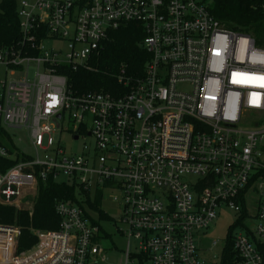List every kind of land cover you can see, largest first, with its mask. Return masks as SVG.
<instances>
[{"label": "built area", "instance_id": "2783aa9c", "mask_svg": "<svg viewBox=\"0 0 264 264\" xmlns=\"http://www.w3.org/2000/svg\"><path fill=\"white\" fill-rule=\"evenodd\" d=\"M17 15L18 39L0 47V130L22 131L30 152L0 142V204L34 200L40 181L63 177L119 207L122 264H222L225 242L206 259L197 235L223 207L238 224L251 216V191L256 225L232 235V252L235 264H264V47L206 0H19ZM128 22L144 33L142 71L123 64L113 89L74 88L66 70L89 67ZM64 132L82 139L78 154ZM54 208L58 228L33 230L20 252V227L0 224V264L106 259L102 221L70 202Z\"/></svg>", "mask_w": 264, "mask_h": 264}, {"label": "trees", "instance_id": "16d2710c", "mask_svg": "<svg viewBox=\"0 0 264 264\" xmlns=\"http://www.w3.org/2000/svg\"><path fill=\"white\" fill-rule=\"evenodd\" d=\"M211 14L226 28L250 35L255 43L264 47V0H206ZM18 1H0V47L14 43L19 37ZM144 33L139 24L128 22L111 32L103 48L89 63V67L76 72L66 70L68 82L81 90L113 89L116 85L114 74L123 64L130 71H142L148 58L140 47ZM6 140V139H5ZM8 142V140H6ZM1 143H5L0 138ZM14 163V162H11ZM77 195L83 196L79 201ZM102 190L96 189L91 198L90 192L68 180L40 181L33 200L31 211L13 205L0 204V224L20 227L17 239V252L29 249L36 242L33 230H53L58 228L59 216L55 212L56 201L77 204L83 209L87 206L98 216L94 223L106 221L108 215L102 208ZM232 227L225 240L222 264H235L232 252ZM104 237L109 234L101 230ZM140 261L142 260L139 256Z\"/></svg>", "mask_w": 264, "mask_h": 264}, {"label": "rangeland", "instance_id": "374dc122", "mask_svg": "<svg viewBox=\"0 0 264 264\" xmlns=\"http://www.w3.org/2000/svg\"><path fill=\"white\" fill-rule=\"evenodd\" d=\"M1 72L2 69L0 68V73ZM54 123L57 128H59L61 125L59 120L57 119L54 120ZM3 129L5 131L0 130V138H2L5 143L7 142L5 139H7L9 136V138H11L13 142H15L19 147L30 152V149L26 146L23 141L24 134L22 133V131L8 128L6 126H4ZM62 136V143L64 142L65 150H71L72 152L78 154L81 144L83 143L82 139L75 141L73 140L72 136H70L67 132H64ZM19 138H21L22 140L19 141ZM84 141H86L87 143H91L92 137H86ZM63 179V177H59L57 181H62ZM90 193V196L92 198L93 193ZM31 198L32 197L30 195L19 199L17 201L16 207L24 208L30 211L33 204V199ZM77 198L79 199V201L84 200L82 195H77ZM246 201L247 208L251 216H244L240 224H238V221L240 220V213H237L233 209L223 207L222 209L218 210V216L214 219L210 227L206 231L201 232L197 235L199 236L198 240L196 238L198 254L201 257L206 259H212L213 255L218 256L220 254L224 242L227 239L228 233L230 232V226H233L232 234H235L238 233L243 228V226L251 229L256 225L254 217L256 207V193L250 191L248 193ZM101 206L109 217L106 221L101 222L104 230L107 234H109V237L103 238L101 241V244L106 248V259L104 261H99L97 264H122L124 258L123 253L126 248L127 238L125 234L119 231V229H124V226L118 222V219L120 217V209L116 204L111 201L110 197L108 196L103 199ZM85 210L87 211V213L94 215L97 218L98 215L95 212L91 211L87 206L85 207ZM213 241L217 242L216 246L212 245ZM130 242L131 244H133L134 240L131 239ZM145 264L152 263L146 262Z\"/></svg>", "mask_w": 264, "mask_h": 264}]
</instances>
